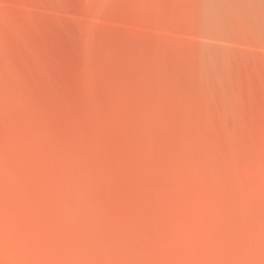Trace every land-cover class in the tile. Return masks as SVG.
I'll return each instance as SVG.
<instances>
[{"label":"rangeland","instance_id":"1","mask_svg":"<svg viewBox=\"0 0 264 264\" xmlns=\"http://www.w3.org/2000/svg\"><path fill=\"white\" fill-rule=\"evenodd\" d=\"M0 264H264V0H0Z\"/></svg>","mask_w":264,"mask_h":264}]
</instances>
